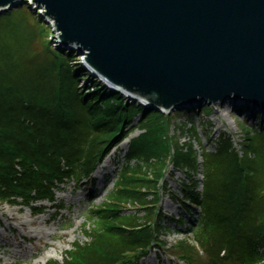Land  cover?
<instances>
[{
	"label": "trees",
	"instance_id": "trees-1",
	"mask_svg": "<svg viewBox=\"0 0 264 264\" xmlns=\"http://www.w3.org/2000/svg\"><path fill=\"white\" fill-rule=\"evenodd\" d=\"M36 14L24 2L0 15V204L43 215L41 204L55 203L63 186L88 179L114 148L140 132L129 142L114 191L88 214L87 240L76 241L62 262L48 264H141L162 246L168 224L184 223L157 206L169 165L186 177L179 184L182 198L172 195L174 201L185 210H201L189 233L205 264L263 261L264 124L241 125L240 152L226 134L211 142L215 148L209 151L195 123L177 121L183 113L188 119L199 114L201 120L212 108L168 116L131 103L92 78L72 59L75 51L49 44L39 51L45 23ZM200 169L202 193L195 181ZM177 250L181 260L200 264L194 262L196 247L187 241Z\"/></svg>",
	"mask_w": 264,
	"mask_h": 264
},
{
	"label": "water",
	"instance_id": "water-1",
	"mask_svg": "<svg viewBox=\"0 0 264 264\" xmlns=\"http://www.w3.org/2000/svg\"><path fill=\"white\" fill-rule=\"evenodd\" d=\"M33 2L64 46L132 100L157 110L228 102L264 118V0ZM22 4L0 0V15Z\"/></svg>",
	"mask_w": 264,
	"mask_h": 264
},
{
	"label": "rangeland",
	"instance_id": "rangeland-1",
	"mask_svg": "<svg viewBox=\"0 0 264 264\" xmlns=\"http://www.w3.org/2000/svg\"><path fill=\"white\" fill-rule=\"evenodd\" d=\"M28 3L32 6L33 14L36 16L40 9L36 11L37 5L35 6L33 0ZM39 16L45 23L44 35L46 38L42 37L40 39L41 48L39 47L38 50H45L44 44H49L53 46V49L60 50L58 35L53 34L54 27L52 23L48 22L47 27L44 15L39 14ZM50 35L54 38L49 39ZM74 51L76 55L72 59H78V64L85 69V56L79 54L77 48ZM136 101L137 99L134 102ZM212 109L214 111L210 115H202L201 120L196 116V113H193L190 119L186 117L187 113H183L177 121V123L182 122L188 127L195 123L199 128L203 145L210 151H213L214 146L211 147L208 142L217 140L220 134L230 136L236 146H240L245 136L241 125L246 124L255 128L262 124H259L254 115L248 118L247 114L240 113V110L232 108V105L228 102L225 105L212 107ZM249 112H252L251 108ZM166 115L170 116V114ZM206 121H210L211 124L205 126L204 122ZM171 133L173 132L171 131ZM139 134L138 130L135 131L131 135V139L136 138ZM131 139L113 150L103 163L92 172L90 179L81 183L68 182L62 187L61 192L56 193V203H43L42 205L47 208L44 215L33 217L29 208L0 204V264L62 262L64 252L71 250L76 241H86L83 227L87 223L88 214L93 207H100L105 203L111 192L114 191L119 170L125 162V156L129 149L128 142ZM181 141H188V137L182 136ZM196 149L201 152L198 146H196ZM198 162L203 164L201 157ZM169 171L172 173L169 176L171 179L164 175L163 180H160V185L163 184V181L167 183V189L162 192L158 189L159 194H161L159 203L162 211L168 217L173 216L179 219L182 214L186 213L180 208L181 205L174 201L172 195L181 198L179 184L186 181V177L181 171L174 170L171 167H168L165 171L166 174ZM203 180L202 169H200L195 176V181L198 182V192L202 191ZM54 206H64V210L59 213ZM197 211L200 212V210H194L195 213ZM195 213L192 217L185 215L187 220H191L187 221L185 226L173 224L166 226L169 230L162 240L165 241L163 250L165 249L167 252L152 251L146 260V264H169L174 260L178 261L177 252L179 251L177 249L178 244L182 242L181 240H186L188 244L194 245L193 237L186 236L184 232L198 220ZM195 257L194 262L205 264L206 257L198 249Z\"/></svg>",
	"mask_w": 264,
	"mask_h": 264
},
{
	"label": "bare ground",
	"instance_id": "bare-ground-1",
	"mask_svg": "<svg viewBox=\"0 0 264 264\" xmlns=\"http://www.w3.org/2000/svg\"><path fill=\"white\" fill-rule=\"evenodd\" d=\"M157 206H158V207H160V206H161V204H160V203H158V204H157ZM39 233H40V232H39Z\"/></svg>",
	"mask_w": 264,
	"mask_h": 264
}]
</instances>
